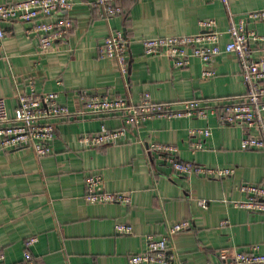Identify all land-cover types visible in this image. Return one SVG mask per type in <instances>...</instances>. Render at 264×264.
Here are the masks:
<instances>
[{
	"label": "crops",
	"instance_id": "0c3cea01",
	"mask_svg": "<svg viewBox=\"0 0 264 264\" xmlns=\"http://www.w3.org/2000/svg\"><path fill=\"white\" fill-rule=\"evenodd\" d=\"M19 0H0V3ZM74 26L67 42L41 51L38 37L27 34L30 23L0 21L7 31L0 48V97L13 114L21 94L57 91L59 101L73 110L84 108L81 91L126 96L138 102L149 93L157 102L179 104L200 98L207 102L240 98L246 92L241 65L234 53L223 52L211 67L216 74L203 78L204 64L193 57L176 67L167 55H146L142 40L200 31L201 19L213 18L230 39L232 21L245 17L249 28L264 35V20H248L249 12L264 8V0H124V12L106 19L96 0H74ZM121 30L130 39L128 77L115 59L101 57L99 44ZM264 56V41L253 43ZM32 84V85H31ZM263 124H264V110ZM103 126L125 127L123 117L80 115L59 125L53 152L39 156L31 148L0 150V252L2 264H20L25 241L37 236L32 251L37 264H130L131 255L146 248V236H161L183 220L191 228L170 239V253L183 264H233L220 251L245 250L259 244L264 252V214L234 206L247 198L244 182L264 185V151L241 148L245 128L208 119L154 118L131 125L118 143L90 147L79 134ZM194 127H209L211 135L191 136ZM264 131V126L261 131ZM258 135L260 129L252 130ZM201 139L203 147H195ZM153 142L174 144L182 159L235 172L223 178L183 176L157 163L148 151ZM100 173L103 189L127 192L129 204L89 202L86 177ZM206 200L207 207L200 204ZM226 222L223 224V222ZM117 224L132 226L122 233Z\"/></svg>",
	"mask_w": 264,
	"mask_h": 264
},
{
	"label": "built area",
	"instance_id": "2783aa9c",
	"mask_svg": "<svg viewBox=\"0 0 264 264\" xmlns=\"http://www.w3.org/2000/svg\"><path fill=\"white\" fill-rule=\"evenodd\" d=\"M124 0H96L95 7L106 19L124 12ZM227 4L229 0H221ZM74 0H19L0 3V21L19 20L31 24L27 34L38 37L41 51H48L60 42H67L74 26L71 12ZM248 20H264V8L248 13ZM200 31L194 34L169 35L144 38L142 44L148 56L169 55L176 67H185L193 57L202 60L203 78H211L216 74L211 64L216 56L223 52L234 53L241 65L245 94L240 98L219 99L207 102L196 98L185 100L179 104L157 102L146 93L138 102L126 96H108L92 94L84 90L80 98L84 108L73 110L59 101L57 91L21 94L13 114H10L7 99L0 97V150L10 151L19 148H31L37 155L45 156L53 152V144L58 136L59 125L82 115H114L123 117L125 127L108 128L103 126L96 132L79 134V141L90 147H103L118 143L127 134L131 125L154 118H203L214 115L219 124L238 125L247 131L241 141L244 150L258 149L264 151L263 115L264 110V56H257L253 43L263 42L264 35L249 28L245 17L239 22L232 21L228 27L230 39L221 43L222 31L213 18L201 19ZM7 31L0 26V48ZM130 39L121 30H117L104 38L99 44V55L115 59L121 73L128 77L130 69ZM32 85V84H31ZM258 128V135L252 130ZM209 127H194L190 134L196 138L210 136ZM195 147H203L201 139L195 141ZM148 151L157 163L169 166L174 173L190 176L199 175L205 178H223L232 175V167H218L184 160L179 155V148L174 144L153 142ZM85 198L89 202H114L129 204L131 195L127 192H112L103 189L104 179L100 173H92L86 177ZM240 190L247 194L243 200L233 201L234 206L264 214V185L244 182ZM207 207L206 200H200ZM226 222L224 221L223 224ZM192 222L183 220L172 224L161 236L148 234L145 238L146 248L129 258L130 264H183L170 253V239L179 232L191 228ZM118 232L130 233L132 226L117 224ZM37 236H30L25 241L24 257L20 264H37L32 246ZM225 262L233 264H264V252L259 244H252L245 250L232 252L229 249L220 251ZM5 255L0 252V264ZM97 264V263H89Z\"/></svg>",
	"mask_w": 264,
	"mask_h": 264
}]
</instances>
